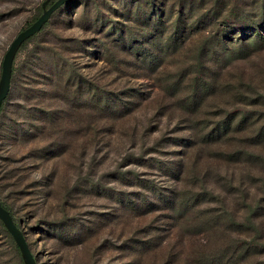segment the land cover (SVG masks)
<instances>
[{
  "label": "rangeland",
  "instance_id": "rangeland-1",
  "mask_svg": "<svg viewBox=\"0 0 264 264\" xmlns=\"http://www.w3.org/2000/svg\"><path fill=\"white\" fill-rule=\"evenodd\" d=\"M56 1L0 0V79ZM0 202L38 264H264V0L63 4L15 57Z\"/></svg>",
  "mask_w": 264,
  "mask_h": 264
},
{
  "label": "water",
  "instance_id": "water-1",
  "mask_svg": "<svg viewBox=\"0 0 264 264\" xmlns=\"http://www.w3.org/2000/svg\"><path fill=\"white\" fill-rule=\"evenodd\" d=\"M71 0H57L49 8H45L41 16L34 21L30 26L21 31L16 38L12 41L9 49L7 50L3 65L2 75L0 79V110L7 99L10 90L13 76V65L16 54L25 41L39 33L44 25L50 20L54 12H56L63 4ZM47 1L44 2L46 6ZM0 219L4 222L9 232L12 234L17 245L19 246L27 264H38L36 255L33 253L27 238L22 229L16 224L11 212L0 202Z\"/></svg>",
  "mask_w": 264,
  "mask_h": 264
},
{
  "label": "trees",
  "instance_id": "trees-1",
  "mask_svg": "<svg viewBox=\"0 0 264 264\" xmlns=\"http://www.w3.org/2000/svg\"><path fill=\"white\" fill-rule=\"evenodd\" d=\"M53 4H54V2H53ZM53 4H51V5H53ZM51 5H50V6H51ZM61 7H62V6H61ZM59 9H60V8H59ZM41 14H42V13H41ZM41 14L38 15V16L36 17V20L41 16ZM45 25H46V24H45ZM45 25H44V27H45ZM44 27H43V28H44ZM37 34H38V33H37ZM37 34L34 35L33 37L29 38L27 41H25V42L23 43V45L21 46V48L24 47V46H26V45L31 41V39H33L35 36H37ZM9 94H10V93H9ZM8 96H9V95H8ZM7 98H8V97H7ZM3 104H4V103H3ZM2 109H3V105H2V107H1V110H2ZM1 110H0V111H1ZM2 204H3V203H2ZM3 205H4V204H3ZM4 206H5V205H4ZM5 207H6V206H5ZM6 208H7V207H6ZM7 209H8V208H7ZM8 210H9V209H8ZM9 211H10V210H9ZM10 212H11V211H10ZM14 221H15V220H14ZM258 244H259V243H258ZM253 245H254V244H250L249 250H250L251 247H253ZM256 245H257V244H256ZM241 248H242V247H241ZM241 248H240V249H241ZM238 251H240V250H238Z\"/></svg>",
  "mask_w": 264,
  "mask_h": 264
}]
</instances>
